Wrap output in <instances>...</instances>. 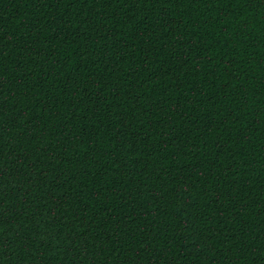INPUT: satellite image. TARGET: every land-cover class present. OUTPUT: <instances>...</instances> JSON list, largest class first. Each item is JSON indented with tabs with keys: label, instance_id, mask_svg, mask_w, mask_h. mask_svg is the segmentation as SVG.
Wrapping results in <instances>:
<instances>
[{
	"label": "trees",
	"instance_id": "obj_1",
	"mask_svg": "<svg viewBox=\"0 0 264 264\" xmlns=\"http://www.w3.org/2000/svg\"><path fill=\"white\" fill-rule=\"evenodd\" d=\"M0 264H264V0H0Z\"/></svg>",
	"mask_w": 264,
	"mask_h": 264
}]
</instances>
